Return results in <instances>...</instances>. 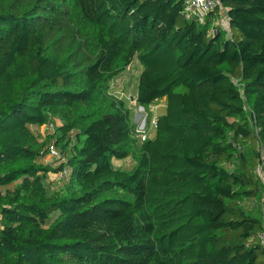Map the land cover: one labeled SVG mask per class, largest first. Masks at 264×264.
<instances>
[{
  "label": "trees",
  "instance_id": "trees-1",
  "mask_svg": "<svg viewBox=\"0 0 264 264\" xmlns=\"http://www.w3.org/2000/svg\"><path fill=\"white\" fill-rule=\"evenodd\" d=\"M222 6L228 31L185 0H0V264H264V0ZM134 60L145 139L112 86Z\"/></svg>",
  "mask_w": 264,
  "mask_h": 264
},
{
  "label": "rangeland",
  "instance_id": "rangeland-1",
  "mask_svg": "<svg viewBox=\"0 0 264 264\" xmlns=\"http://www.w3.org/2000/svg\"><path fill=\"white\" fill-rule=\"evenodd\" d=\"M216 23V21H215ZM141 71V66L137 60H134L133 63L123 72L121 73L112 83L113 88L115 89V93L120 97L126 99L128 106L131 109V113L133 116V120L138 124V129L140 131V136L145 134H149L154 130V119H156L159 112H161L165 108V103L162 102L158 105H155L150 108V110L143 105H139L136 101V92H137V82L139 73ZM153 115V120L151 121V125L148 126V117L149 115ZM54 125L52 124H44L42 127L38 128L36 131L42 135L45 133L52 131ZM143 139V137H142ZM47 163H51L54 166H58L59 159L47 157ZM114 164L121 167L130 168L134 165V160L132 158H127L124 160H114ZM232 166V165H230ZM67 181L66 176H61L60 172H51L48 174V186L50 190L61 188L65 185ZM255 202L253 201L254 207ZM251 201L249 202V208H252Z\"/></svg>",
  "mask_w": 264,
  "mask_h": 264
},
{
  "label": "built area",
  "instance_id": "built-area-1",
  "mask_svg": "<svg viewBox=\"0 0 264 264\" xmlns=\"http://www.w3.org/2000/svg\"><path fill=\"white\" fill-rule=\"evenodd\" d=\"M218 9V14L220 15L217 17V25H219L221 28L229 30V18L227 14V10L223 8L222 6V0H185V11L189 15V17H197L202 22L206 19L207 14H209L212 11H215ZM154 126L157 125L156 119H154ZM50 124V123H49ZM52 125V124H51ZM147 134H143L142 137L145 139ZM260 150V158L258 161V164L256 166V173L258 177L260 178L263 186L261 200H260V206L263 212V226L261 230L259 231V238L261 240V243L264 246V144H261L259 146ZM47 157H52L56 159H61V152L56 146L55 143H51L48 147ZM69 173V169H64L60 172L61 176H67Z\"/></svg>",
  "mask_w": 264,
  "mask_h": 264
},
{
  "label": "crops",
  "instance_id": "crops-1",
  "mask_svg": "<svg viewBox=\"0 0 264 264\" xmlns=\"http://www.w3.org/2000/svg\"><path fill=\"white\" fill-rule=\"evenodd\" d=\"M219 16H220V15L218 14V15H217V17H219ZM217 19H218V18H216V20H215V21H216V23H217Z\"/></svg>",
  "mask_w": 264,
  "mask_h": 264
}]
</instances>
